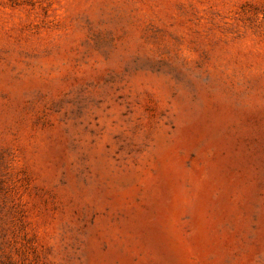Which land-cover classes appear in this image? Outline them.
Listing matches in <instances>:
<instances>
[{
	"label": "rangeland",
	"instance_id": "1",
	"mask_svg": "<svg viewBox=\"0 0 264 264\" xmlns=\"http://www.w3.org/2000/svg\"><path fill=\"white\" fill-rule=\"evenodd\" d=\"M0 264H264V0H0Z\"/></svg>",
	"mask_w": 264,
	"mask_h": 264
}]
</instances>
